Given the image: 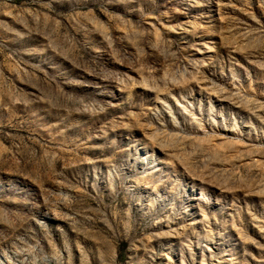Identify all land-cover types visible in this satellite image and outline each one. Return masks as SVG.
Returning a JSON list of instances; mask_svg holds the SVG:
<instances>
[{
    "label": "rangeland",
    "instance_id": "obj_1",
    "mask_svg": "<svg viewBox=\"0 0 264 264\" xmlns=\"http://www.w3.org/2000/svg\"><path fill=\"white\" fill-rule=\"evenodd\" d=\"M0 264H264V0H0Z\"/></svg>",
    "mask_w": 264,
    "mask_h": 264
}]
</instances>
